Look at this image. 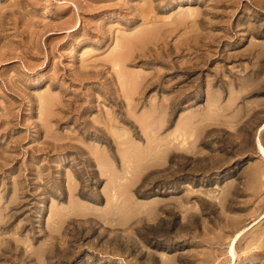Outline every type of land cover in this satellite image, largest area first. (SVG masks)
<instances>
[{"label":"rangeland","instance_id":"1","mask_svg":"<svg viewBox=\"0 0 264 264\" xmlns=\"http://www.w3.org/2000/svg\"><path fill=\"white\" fill-rule=\"evenodd\" d=\"M0 264H264V0H0Z\"/></svg>","mask_w":264,"mask_h":264},{"label":"bare ground","instance_id":"2","mask_svg":"<svg viewBox=\"0 0 264 264\" xmlns=\"http://www.w3.org/2000/svg\"><path fill=\"white\" fill-rule=\"evenodd\" d=\"M120 39H121V38H120ZM118 42H119V41H118ZM114 52H115V51H114ZM112 62H114V61H112ZM121 73H122V72H121ZM132 86H133V85H132ZM126 91H127V90H126ZM126 93H127V92H126ZM159 143H160V142H159ZM237 236H238V235H236L235 238H237ZM235 238L233 239L232 244L234 243ZM232 244H231V245H232Z\"/></svg>","mask_w":264,"mask_h":264}]
</instances>
